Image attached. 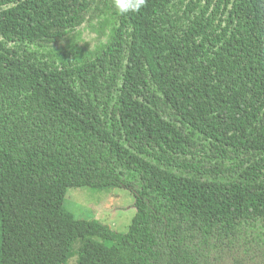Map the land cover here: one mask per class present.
<instances>
[{"label":"trees","instance_id":"obj_1","mask_svg":"<svg viewBox=\"0 0 264 264\" xmlns=\"http://www.w3.org/2000/svg\"><path fill=\"white\" fill-rule=\"evenodd\" d=\"M15 4L0 264H264V0ZM85 186L135 193L127 232L64 206Z\"/></svg>","mask_w":264,"mask_h":264},{"label":"rangeland","instance_id":"obj_2","mask_svg":"<svg viewBox=\"0 0 264 264\" xmlns=\"http://www.w3.org/2000/svg\"><path fill=\"white\" fill-rule=\"evenodd\" d=\"M136 195L129 188L72 187L68 189L64 206L76 217L96 219L119 233L129 230L136 214ZM0 226V243L2 242ZM65 264H76L72 257Z\"/></svg>","mask_w":264,"mask_h":264},{"label":"clouds","instance_id":"obj_3","mask_svg":"<svg viewBox=\"0 0 264 264\" xmlns=\"http://www.w3.org/2000/svg\"><path fill=\"white\" fill-rule=\"evenodd\" d=\"M113 7L122 15L140 12L147 4V0H112ZM15 0L0 8V11H8L15 7Z\"/></svg>","mask_w":264,"mask_h":264}]
</instances>
